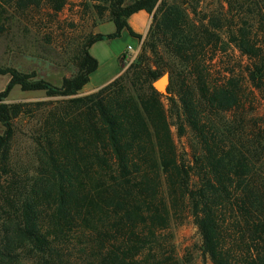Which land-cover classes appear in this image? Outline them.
<instances>
[{"label":"trees","instance_id":"obj_1","mask_svg":"<svg viewBox=\"0 0 264 264\" xmlns=\"http://www.w3.org/2000/svg\"><path fill=\"white\" fill-rule=\"evenodd\" d=\"M50 1L55 12L64 5ZM105 1L97 14L106 11L116 31L89 35L76 50L75 74L59 86L0 66L9 76L0 91V264H179L159 239L185 217L211 264H264V128L247 126L242 102L264 86V46L254 40L252 16L232 14L239 0L197 19L183 0ZM32 2L0 0V34L7 9ZM243 5L251 14L257 3ZM140 10L151 23L138 61L79 95L97 69L89 47L123 28L135 35L126 19ZM225 43L250 64L242 76L211 83L206 55ZM163 63L166 95L152 86ZM15 86L54 99L35 103L45 107L28 165L11 160L14 121L36 109L4 102ZM172 126L179 137L189 134L190 160L179 157Z\"/></svg>","mask_w":264,"mask_h":264},{"label":"rangeland","instance_id":"obj_2","mask_svg":"<svg viewBox=\"0 0 264 264\" xmlns=\"http://www.w3.org/2000/svg\"><path fill=\"white\" fill-rule=\"evenodd\" d=\"M183 2L190 16L195 19L203 14L217 15L228 10V5L223 0H183ZM240 2L241 0L234 4L231 2L235 7L232 14L239 17L252 16L249 23L257 33L254 40L264 46V0H256L257 5H251L252 15L246 12L248 10L246 5L239 7ZM106 5L105 0H64L62 9L55 12L50 0H33L27 7H19L13 3V7L8 8L7 15H4L5 31L0 34V66L11 67L22 73L33 72L37 78L59 86L64 77H70L76 72L75 57L78 46L93 34L97 23L107 20V12L105 11L99 18L96 9V6ZM260 15L263 18L260 19ZM222 32L223 41H226V29L222 28ZM140 52L141 48L132 60L120 61V74L138 61ZM159 53L164 57L165 54L160 49ZM210 55L211 53L206 55V60L210 74L208 79L211 83L220 82L230 74L242 76L250 64L233 45L226 43L225 46L222 44L218 46L212 58H209ZM146 56L153 67V56L149 51H146ZM164 60L166 61V57ZM165 64L161 65L162 75L168 74ZM8 80V75H0V91L4 89ZM79 95L84 94L79 92ZM50 100L54 99L46 97L43 91H21L18 86L13 87L4 100L7 103H28L30 105L27 109H36L33 114L22 115L14 121L12 161L17 160L24 165L30 163L33 148L30 135L38 128L37 120L45 107L36 106L35 103ZM242 102L243 118L247 126L264 128V86L260 90H255L252 95L247 94ZM163 103L167 108L169 122L173 124L174 113L169 109L165 98ZM223 119L231 120L232 114H226ZM2 130L0 125V133ZM171 131L179 157L190 160L189 134L177 136L174 126L171 127ZM159 242L167 251H172L179 264H211L202 254L200 236L191 217L173 220L169 227L160 233Z\"/></svg>","mask_w":264,"mask_h":264},{"label":"crops","instance_id":"obj_3","mask_svg":"<svg viewBox=\"0 0 264 264\" xmlns=\"http://www.w3.org/2000/svg\"><path fill=\"white\" fill-rule=\"evenodd\" d=\"M126 22L135 35L123 28L118 36L96 41L89 47V54L97 61V69L90 74L89 81L80 90L82 94L91 93L116 78L121 72L120 61L135 56L141 48L151 23V16L140 10L130 15ZM115 31V24L107 19L96 24L93 34L109 35ZM128 47L131 50H128Z\"/></svg>","mask_w":264,"mask_h":264},{"label":"water","instance_id":"obj_4","mask_svg":"<svg viewBox=\"0 0 264 264\" xmlns=\"http://www.w3.org/2000/svg\"><path fill=\"white\" fill-rule=\"evenodd\" d=\"M168 82V74H163L152 83V86L159 94H166V87L168 85Z\"/></svg>","mask_w":264,"mask_h":264},{"label":"built area","instance_id":"obj_5","mask_svg":"<svg viewBox=\"0 0 264 264\" xmlns=\"http://www.w3.org/2000/svg\"><path fill=\"white\" fill-rule=\"evenodd\" d=\"M128 50H131V48L130 47H128ZM134 58V56H132V57H129V58H126L125 59V61H130V60H132Z\"/></svg>","mask_w":264,"mask_h":264}]
</instances>
